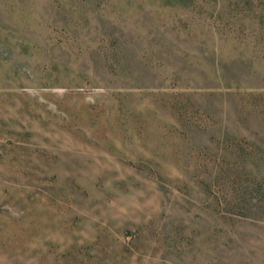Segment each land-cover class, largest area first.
<instances>
[{"label": "rangeland", "instance_id": "rangeland-1", "mask_svg": "<svg viewBox=\"0 0 264 264\" xmlns=\"http://www.w3.org/2000/svg\"><path fill=\"white\" fill-rule=\"evenodd\" d=\"M0 264H264V0H0Z\"/></svg>", "mask_w": 264, "mask_h": 264}]
</instances>
